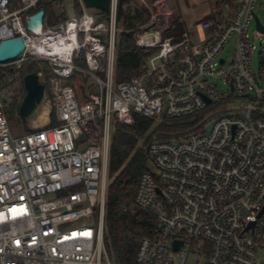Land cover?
I'll return each instance as SVG.
<instances>
[{"label": "built area", "instance_id": "built-area-1", "mask_svg": "<svg viewBox=\"0 0 264 264\" xmlns=\"http://www.w3.org/2000/svg\"><path fill=\"white\" fill-rule=\"evenodd\" d=\"M50 1L60 4L0 0V43L20 37L25 47L0 73L43 62L37 74L50 105L46 125L14 136L0 89V264H117L105 246L110 147L116 126L136 116L200 117L202 127L149 146L153 168L141 176L135 206L157 227L134 264H264V31L255 20L264 28L255 14L264 0H213L203 40L144 24L135 45L150 54L147 67L123 82L120 0L108 13L78 0L80 15L51 26L45 14L29 28Z\"/></svg>", "mask_w": 264, "mask_h": 264}, {"label": "trees", "instance_id": "trees-1", "mask_svg": "<svg viewBox=\"0 0 264 264\" xmlns=\"http://www.w3.org/2000/svg\"><path fill=\"white\" fill-rule=\"evenodd\" d=\"M125 5L123 25L128 32L120 35L117 46V82L141 77L150 56L135 45V34L138 32L136 27L147 23L149 13L145 8L130 6V0H126ZM40 10L49 15L48 24L51 26H57L69 17L64 10L62 15L56 16L52 3L42 4ZM74 11L76 15H80L79 4L74 5ZM174 26L175 30L169 35L180 38L186 31V26L176 21ZM43 67V62L29 61L18 72L9 68L0 73V82L5 83L4 87L13 85L14 76H19L21 80L19 94L9 100L8 120L15 114L20 116L19 108L25 96L23 78L27 74L38 73ZM200 119L166 120L154 126L153 120L136 116L132 125L116 126L110 147L105 219V246L115 263L134 264L142 240L151 236L157 227L152 215L135 206V195L141 176L150 171L149 146L155 141L179 140L198 131L202 127L198 125ZM52 120L54 124L53 117ZM23 123L27 124V121L23 119Z\"/></svg>", "mask_w": 264, "mask_h": 264}, {"label": "rangeland", "instance_id": "rangeland-1", "mask_svg": "<svg viewBox=\"0 0 264 264\" xmlns=\"http://www.w3.org/2000/svg\"><path fill=\"white\" fill-rule=\"evenodd\" d=\"M61 4L58 5L53 1L46 2L52 3L54 13L56 16H60L63 14V10L66 15L71 16L75 14L74 5L78 4V0H59ZM130 6L132 7H140V8H147L149 11V20H154L157 23L158 29H169L174 28V22H183L186 26V31L190 34V36L196 40L201 39L203 40L204 34L200 26V22L204 19L212 9H214L215 4L213 0H130ZM67 12V13H66ZM255 14L260 18V20L264 24V2L259 4L255 9ZM49 15L46 17L48 19ZM180 22V23H181ZM143 25H138L136 30L139 29ZM121 28H124L122 23ZM256 27L255 24L251 25L250 31H255ZM141 32V31H139ZM170 36L169 34H164V37ZM254 39L257 45H259L258 36L255 34ZM233 46V41L227 46V48L222 52V58H230V51ZM254 65L257 67L258 65V56H254ZM13 85L11 87H4L5 83L0 82V89L1 92L5 94V96L10 100L12 97H16L19 94L21 89V80L19 76H14L13 78ZM222 88H226L225 85L219 83ZM82 93V92H81ZM45 102H47L45 100ZM48 103V102H47ZM154 121V120H153ZM165 121V120H163ZM163 121H154V126L158 125L160 122ZM214 120L210 119L206 126V131L209 132ZM9 125L11 132L14 136H21L28 132H31L35 129V118L31 121H27V124L23 123V119L18 115H12L9 118ZM84 148V145L82 146ZM150 168L152 169V163H150ZM187 264H195L194 259H190Z\"/></svg>", "mask_w": 264, "mask_h": 264}, {"label": "water", "instance_id": "water-1", "mask_svg": "<svg viewBox=\"0 0 264 264\" xmlns=\"http://www.w3.org/2000/svg\"><path fill=\"white\" fill-rule=\"evenodd\" d=\"M126 0H120L118 9V20L121 22L124 5ZM83 3L87 9H96L102 12L108 13L110 11V0H83ZM45 13L44 11H39L36 15L30 18L28 27L31 28L35 21L42 22ZM257 28L264 31L259 20L256 18ZM25 50L23 41L20 37L4 41L0 43V63H6L15 61ZM21 65L13 67V71L20 70ZM23 86L25 90L24 99L19 108V114L25 121H31L35 118L37 112L45 102V90L46 87L39 81V76L37 73L27 74L23 78ZM85 140V136L81 137ZM175 249L178 250L182 245V242H175Z\"/></svg>", "mask_w": 264, "mask_h": 264}, {"label": "bare ground", "instance_id": "bare-ground-1", "mask_svg": "<svg viewBox=\"0 0 264 264\" xmlns=\"http://www.w3.org/2000/svg\"><path fill=\"white\" fill-rule=\"evenodd\" d=\"M50 114V105L47 102H44L39 111L35 116V124L36 126H44L49 121Z\"/></svg>", "mask_w": 264, "mask_h": 264}]
</instances>
